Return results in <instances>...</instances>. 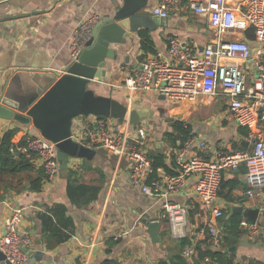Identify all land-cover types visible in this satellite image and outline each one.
<instances>
[{
	"label": "crops",
	"instance_id": "obj_1",
	"mask_svg": "<svg viewBox=\"0 0 264 264\" xmlns=\"http://www.w3.org/2000/svg\"><path fill=\"white\" fill-rule=\"evenodd\" d=\"M160 0H148L141 12L148 21L145 27L136 32L126 30L120 44H111L115 61L106 60V76L101 82L90 80L85 88L89 100L99 104L116 100L126 108L124 119L88 112L72 118L71 135L80 136L83 127L93 123L96 118H106L117 124L129 139L142 142V149L148 153L160 152L177 171L175 154L192 142V152L206 160L216 161L221 151H249L248 130L238 126L228 116L225 98L201 96L194 102H170L163 97L143 91H133L123 87L128 77L122 71L123 65L137 69L141 62L155 56L157 52L167 56L169 38H179L189 46L195 55H200L204 47L219 36L208 25L206 16L194 14L190 10L193 2L204 0H177L166 20L161 21L152 14V9ZM244 0H226L231 8ZM123 0H0V87L5 93L20 103H28L39 92H46L63 76L72 62L71 44L73 31L88 18H94L93 27L102 19L111 16ZM140 21V23H141ZM156 21V22H154ZM92 27V28H93ZM141 35L148 37V51L143 50ZM243 33L225 32L220 39H243ZM254 46L253 38L248 40ZM167 58V57H166ZM249 68V79L255 71ZM40 95V94H39ZM141 116L130 123L132 111ZM181 122L190 130L184 141L177 140L173 145L166 137L172 132V123ZM17 128L19 132L13 139L17 144L26 135L40 136L41 131L32 124L20 125L15 121L0 119V133ZM44 138V137H42ZM45 139V138H44ZM198 142H206L208 149L203 151ZM90 159L70 158L65 176L60 174L47 183L41 191L29 189L28 179L35 171L6 179L0 185V239L4 233V220L12 207H21L23 220L19 227L21 235L29 237L33 249L29 253V264H157L160 260L169 262L176 253L181 252L180 241L189 240L194 249L192 257L185 259L194 264H232L243 261L247 264H264V214L259 213L256 223L260 233L254 240H248L244 231L236 237L225 223L232 214L248 220L238 208L256 209L246 204L244 197V175L246 168L240 164L236 170H225L222 180H237L238 186L232 190L228 199L218 196L216 205L222 207L224 216L217 224L222 229L220 244L212 247L208 242L206 221L210 215L199 211L196 197V179L186 180L184 187L171 194L168 200L188 209V223L183 238L170 234L168 223L161 215L162 202L145 195L139 187L129 180V164L125 159L109 154L98 147ZM24 151V148H21ZM39 168V160L27 154ZM173 161V164H171ZM42 168V167H41ZM69 171L76 172L79 184L97 190L95 199L82 207L70 203L66 183ZM62 204L71 220L70 238L66 242L49 249L45 245L40 214L49 213L51 206ZM249 221V220H248ZM159 222L158 242L153 243L147 234L149 224ZM227 229H226V228ZM198 248L205 252H217L221 256L198 259ZM41 253L39 260L35 254Z\"/></svg>",
	"mask_w": 264,
	"mask_h": 264
},
{
	"label": "built area",
	"instance_id": "obj_2",
	"mask_svg": "<svg viewBox=\"0 0 264 264\" xmlns=\"http://www.w3.org/2000/svg\"><path fill=\"white\" fill-rule=\"evenodd\" d=\"M177 0H160L152 9L153 16L168 18ZM190 10L204 15L208 25L219 38L208 43L200 55L176 37L168 39L167 56L157 52L145 59L137 69L128 65L121 67L127 74L123 87L133 91L152 92L170 102H194L201 96L226 99L228 116L248 130L249 151H221L216 161L206 160L192 152L191 139L178 152L174 160L178 172L167 174L161 168L153 173L152 163L142 149V142L131 140L114 122L98 117L86 127L81 135L71 139L86 148H102L109 154L128 161L129 180L141 191L162 202L161 215L168 223L174 238H183L188 223V209L168 200L169 195L179 192L187 179H196V197L199 211L210 215L206 221L208 242L212 247L220 244L222 229L217 222L224 211L218 207L220 186L225 170H236L240 164L246 168L244 197L246 204L264 214V0H244L231 8L226 0L193 2ZM94 18L83 21L73 31L71 44L72 62L90 39ZM252 28L254 46L247 42L245 31ZM243 33V39H220L225 32ZM167 57V58H166ZM255 75L249 79V68ZM26 149L40 162L47 183L53 182L59 173V161L55 143L40 136L26 135ZM203 151L206 142H198ZM21 207H12L4 220V233L0 239V253L9 264H29L33 242L19 232L23 220ZM240 228L248 240L260 233L259 225L246 219ZM194 249L186 246L183 255L192 257ZM232 264H247L235 260Z\"/></svg>",
	"mask_w": 264,
	"mask_h": 264
},
{
	"label": "water",
	"instance_id": "obj_3",
	"mask_svg": "<svg viewBox=\"0 0 264 264\" xmlns=\"http://www.w3.org/2000/svg\"><path fill=\"white\" fill-rule=\"evenodd\" d=\"M148 0H123L111 16L99 21L91 30L90 39L82 47L76 62H71L63 76L44 93L38 94L28 103L10 98L5 87H0V119L15 121L20 125L32 124L41 131L42 137L55 143L59 171L67 174L68 162L72 158L90 159L94 151L79 145L71 139L72 118L93 112L109 116L113 119H124L126 108L116 100H109L99 106L89 100L85 91L90 80L101 82L106 76V60L115 61L111 44H120L125 31L136 32L142 26L147 28V17L141 21V12L147 7ZM157 18V17H156ZM161 21L166 20L158 18ZM141 21V23H140ZM156 22V21H154ZM141 116L139 111H132L130 123ZM240 214L252 223L256 222L258 209L244 210L238 208ZM159 222L149 224L147 234L153 243L158 242ZM39 260L41 253L35 254ZM0 264H9L0 253Z\"/></svg>",
	"mask_w": 264,
	"mask_h": 264
},
{
	"label": "trees",
	"instance_id": "obj_4",
	"mask_svg": "<svg viewBox=\"0 0 264 264\" xmlns=\"http://www.w3.org/2000/svg\"><path fill=\"white\" fill-rule=\"evenodd\" d=\"M246 38H253L252 28L245 31ZM143 50L148 51V46L144 42H148L146 35H141ZM19 129H9L3 133H0V185L4 184L6 179L13 178L19 175H25L29 172L35 171V176L28 179L27 183L31 191L39 192L47 184L44 176L43 169L41 167L35 168V165L31 161V158L27 157L29 153L26 149L24 138L17 144L13 143V139ZM190 135L188 127H184L181 122L172 123V132L166 134L167 139L173 144H177V140L184 142ZM24 148V151L21 150ZM34 156V155H33ZM147 157L152 163L153 173L150 175L149 180L156 176V169L162 168L165 172H171V166L166 164L165 156L160 152L148 153ZM173 161H171V164ZM238 186L237 180L224 181L222 180L219 196L224 199H228L230 193L234 188ZM67 197L70 203L77 207H82L89 204L95 199L97 190L88 187L86 185L79 184L76 180V172L69 171L66 183ZM49 215L47 213L40 214L42 222V233L45 239V245L49 249H53L56 246L66 242L70 238L71 233V220L67 217V209L62 204H55L49 209ZM222 220V219H221ZM229 223H225L231 234L238 237L242 233L240 228L241 217L232 214L229 218ZM226 228V227H225ZM227 229V228H226ZM190 244L189 240L183 239L180 241L181 249ZM198 259L203 260L205 257L210 259L219 258L220 253L211 251H201L198 248ZM157 264H194L189 263L187 259L181 254V252L174 254L169 262L160 260Z\"/></svg>",
	"mask_w": 264,
	"mask_h": 264
}]
</instances>
